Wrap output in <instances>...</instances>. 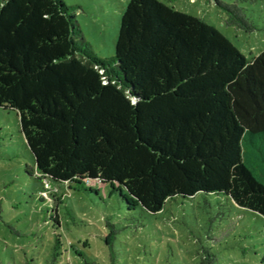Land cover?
I'll list each match as a JSON object with an SVG mask.
<instances>
[{
  "label": "trees",
  "instance_id": "1",
  "mask_svg": "<svg viewBox=\"0 0 264 264\" xmlns=\"http://www.w3.org/2000/svg\"><path fill=\"white\" fill-rule=\"evenodd\" d=\"M215 1L228 25L255 28L237 0ZM0 106L19 116L30 174L110 183L153 213L217 193L264 217V50L248 59L199 15L129 0L102 57L65 0H0ZM61 255L58 236L41 264Z\"/></svg>",
  "mask_w": 264,
  "mask_h": 264
},
{
  "label": "rangeland",
  "instance_id": "2",
  "mask_svg": "<svg viewBox=\"0 0 264 264\" xmlns=\"http://www.w3.org/2000/svg\"><path fill=\"white\" fill-rule=\"evenodd\" d=\"M65 1L95 52L114 55L129 0ZM163 1L203 17L248 59L264 50V0H237L255 26L250 31L228 25L215 0ZM34 166L17 112L0 106V264H41L58 236L60 264H264V217L229 196H176L153 213L130 208L110 183L51 182L30 174ZM111 229L114 260L104 239Z\"/></svg>",
  "mask_w": 264,
  "mask_h": 264
}]
</instances>
